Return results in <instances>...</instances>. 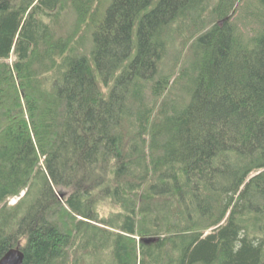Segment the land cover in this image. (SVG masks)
Instances as JSON below:
<instances>
[{"label":"trees","instance_id":"obj_1","mask_svg":"<svg viewBox=\"0 0 264 264\" xmlns=\"http://www.w3.org/2000/svg\"><path fill=\"white\" fill-rule=\"evenodd\" d=\"M243 2L0 0V258L264 264V21Z\"/></svg>","mask_w":264,"mask_h":264},{"label":"rangeland","instance_id":"obj_2","mask_svg":"<svg viewBox=\"0 0 264 264\" xmlns=\"http://www.w3.org/2000/svg\"><path fill=\"white\" fill-rule=\"evenodd\" d=\"M238 9H239L241 15H248L249 12H252L253 17L257 16L260 18V20L264 21V6H261L259 4L258 0H245V2H243L242 5L238 7ZM240 13L234 14L233 19H234L235 23H241V22H246V21H247V23L251 22V21H249V19H251V18L248 19L247 16L245 19H240V17H241ZM71 15H72V13H71ZM72 18L73 17H70V22L72 21ZM252 26H253L252 24L250 26L248 24H246L245 29L251 30V28H253ZM238 29L244 30V26L242 24H240ZM64 30H65V28H64ZM14 60H15V55L11 54L10 58L6 59V62H8L10 64ZM57 191L59 192L61 197H62V195L66 196V194H68V192H69V190L66 188H63V189L57 188ZM24 192H25V189H23L18 195H15V196L8 198L7 206L8 207L14 206L16 204V202L23 196ZM104 210L105 211L102 213H107V211H108L107 207H105Z\"/></svg>","mask_w":264,"mask_h":264},{"label":"water","instance_id":"obj_3","mask_svg":"<svg viewBox=\"0 0 264 264\" xmlns=\"http://www.w3.org/2000/svg\"><path fill=\"white\" fill-rule=\"evenodd\" d=\"M23 253L18 248L9 249L1 258L0 264H22Z\"/></svg>","mask_w":264,"mask_h":264}]
</instances>
